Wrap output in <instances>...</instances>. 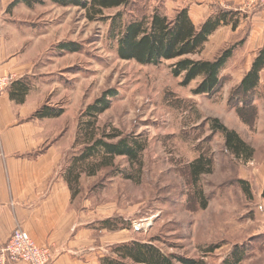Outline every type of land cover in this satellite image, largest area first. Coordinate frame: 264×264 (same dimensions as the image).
I'll return each mask as SVG.
<instances>
[{
  "label": "rangeland",
  "instance_id": "374dc122",
  "mask_svg": "<svg viewBox=\"0 0 264 264\" xmlns=\"http://www.w3.org/2000/svg\"><path fill=\"white\" fill-rule=\"evenodd\" d=\"M11 1L0 0V73L13 77L0 97H9L17 79L28 85L24 101L17 103L21 128L38 133L34 139L41 140L39 152L54 150L53 175L70 187L71 229L89 230V241L75 254L81 264H100L112 245L130 240H152L164 253L206 264H220L239 245L247 255L240 264H264V70L252 102L254 112L240 114L237 100L230 97L253 59L243 47L250 31L245 19L261 11L246 8V0L231 5L235 8L225 0L137 3L138 10L149 13L160 6L168 15L188 6L196 27L202 20L195 9L201 6L238 11L236 28L219 26L201 51L191 55L212 59L222 47L239 44L221 71L218 91L197 94L201 78L183 85L182 74L171 72L175 60L153 65L117 56L109 31L110 17L119 8L104 9L90 20L74 5L42 0L7 11ZM63 41L80 49H57ZM102 97L108 107L89 116L87 106ZM42 104L61 109V114L33 117ZM213 118L254 149L251 159L225 149L223 134L211 127ZM90 135L111 141L124 136L141 150L133 160L124 155L108 158L101 147L82 158ZM198 158L206 171L195 178L190 166ZM105 161L108 165L98 167Z\"/></svg>",
  "mask_w": 264,
  "mask_h": 264
},
{
  "label": "trees",
  "instance_id": "16d2710c",
  "mask_svg": "<svg viewBox=\"0 0 264 264\" xmlns=\"http://www.w3.org/2000/svg\"><path fill=\"white\" fill-rule=\"evenodd\" d=\"M53 3L67 6H78L85 11L88 19H95L103 14L104 9L119 8L110 17V38L116 40V54L124 60H134L141 64L158 65L164 60H175L171 72L174 76L182 74V84L186 85L193 79L200 77V82L194 89L195 93L213 94L221 87L223 75L221 71L227 61L233 56L239 44H230L222 47L212 59L191 58L192 54L199 53L212 34L219 26L231 24L237 27V10L218 8L212 11L198 27L194 24L188 6L174 9L168 15L160 6H155L147 13L138 10L137 3L144 0H51ZM42 0H12L6 10L18 4L32 6ZM104 18V17H103ZM57 49L70 52L80 49L77 43L63 41L57 44ZM264 68V45L253 56L248 70L240 82L232 89L231 98L237 100L236 110L254 112L253 100L260 86V71ZM28 85L24 79H17L9 88V99L22 103ZM113 94V93H108ZM106 96V95H105ZM109 96V95H108ZM230 98V99H231ZM238 103L241 105L239 106ZM109 105L106 97L98 98L86 108L89 116H95ZM61 109H54L42 104L32 113L36 118H51L61 114ZM213 130L221 132L224 136V147L235 157L252 158L254 149L245 142L239 134L225 126L218 118L211 119ZM111 136L110 138H113ZM98 147L103 148L108 158L124 155L129 160L136 159L141 145L136 141L120 136L111 141L90 135L88 144L83 148L82 158L93 154ZM106 160V159H105ZM106 162V163H105ZM98 165H108V161ZM97 167V166H96ZM93 167L92 173H95ZM97 167V168H98ZM192 174L195 178L204 171L202 160L196 159L191 163ZM67 181V180H66ZM243 186L244 181H240ZM68 184V183H67ZM70 184V183H69ZM70 188V187H69ZM264 194V193H263ZM205 204V203H204ZM107 222V220L105 221ZM210 249L209 251H211ZM243 246L235 245L223 258L220 264H240L246 257ZM206 264L202 259L187 258L171 253H164L152 240H130L112 245L110 251L99 258L100 264Z\"/></svg>",
  "mask_w": 264,
  "mask_h": 264
},
{
  "label": "crops",
  "instance_id": "0c3cea01",
  "mask_svg": "<svg viewBox=\"0 0 264 264\" xmlns=\"http://www.w3.org/2000/svg\"><path fill=\"white\" fill-rule=\"evenodd\" d=\"M225 1L232 7L244 0ZM199 8L195 11L203 21L212 11L207 5ZM245 22L250 31L243 47L253 57L264 45V14H249ZM36 134L30 127L21 128V104L0 97V243L6 242L18 225L37 245L52 247L49 264H81L75 254L89 241V230L71 229L73 211L67 182L53 175L54 150L47 147L39 152L41 140L34 139Z\"/></svg>",
  "mask_w": 264,
  "mask_h": 264
},
{
  "label": "built area",
  "instance_id": "2783aa9c",
  "mask_svg": "<svg viewBox=\"0 0 264 264\" xmlns=\"http://www.w3.org/2000/svg\"><path fill=\"white\" fill-rule=\"evenodd\" d=\"M246 8H258L264 13V0H246ZM9 73H0V91L12 79ZM1 156V153H0ZM52 258L50 246H39L20 226H16L8 240L0 243V264L25 262L27 264H48Z\"/></svg>",
  "mask_w": 264,
  "mask_h": 264
}]
</instances>
